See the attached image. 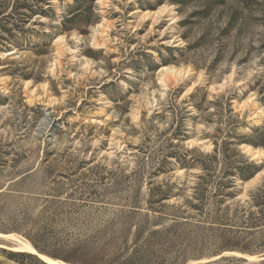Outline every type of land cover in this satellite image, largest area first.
I'll use <instances>...</instances> for the list:
<instances>
[{
    "label": "rangeland",
    "instance_id": "374dc122",
    "mask_svg": "<svg viewBox=\"0 0 264 264\" xmlns=\"http://www.w3.org/2000/svg\"><path fill=\"white\" fill-rule=\"evenodd\" d=\"M0 235V264H264V0H0Z\"/></svg>",
    "mask_w": 264,
    "mask_h": 264
},
{
    "label": "bare ground",
    "instance_id": "6f19581e",
    "mask_svg": "<svg viewBox=\"0 0 264 264\" xmlns=\"http://www.w3.org/2000/svg\"><path fill=\"white\" fill-rule=\"evenodd\" d=\"M1 236V235H0ZM5 238H8V236H4ZM16 251H24V252H27V253H30V254H34V255H37L40 260H42L43 262H45L46 264H63L61 262H58V261H55V260H52L44 255H41V254H38L33 247H31L30 245L28 244H19V246L17 245V248L14 249Z\"/></svg>",
    "mask_w": 264,
    "mask_h": 264
},
{
    "label": "trees",
    "instance_id": "16d2710c",
    "mask_svg": "<svg viewBox=\"0 0 264 264\" xmlns=\"http://www.w3.org/2000/svg\"><path fill=\"white\" fill-rule=\"evenodd\" d=\"M148 197L149 199L152 200L151 204H155V203L158 204L165 200L171 199L172 194H170V191L156 189V190L150 191Z\"/></svg>",
    "mask_w": 264,
    "mask_h": 264
}]
</instances>
